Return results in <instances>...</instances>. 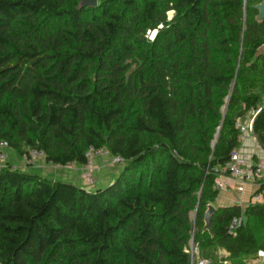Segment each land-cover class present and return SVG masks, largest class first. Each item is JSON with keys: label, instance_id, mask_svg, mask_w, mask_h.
<instances>
[{"label": "trees", "instance_id": "1", "mask_svg": "<svg viewBox=\"0 0 264 264\" xmlns=\"http://www.w3.org/2000/svg\"><path fill=\"white\" fill-rule=\"evenodd\" d=\"M69 1L0 0V141L60 166L104 147L122 166L90 191L6 162L0 264H191L190 240L212 264L257 259L263 203L217 206L211 233L203 217L237 124L264 148L262 0Z\"/></svg>", "mask_w": 264, "mask_h": 264}, {"label": "crops", "instance_id": "2", "mask_svg": "<svg viewBox=\"0 0 264 264\" xmlns=\"http://www.w3.org/2000/svg\"><path fill=\"white\" fill-rule=\"evenodd\" d=\"M260 52H264V44L260 47ZM243 125L247 126L248 123L244 122ZM240 139H241V143H240V146L237 148L239 157L240 159L242 158L241 163H244L243 162L244 160H246L248 163V168L243 167L242 164H241V168L246 172L249 171V169H251L253 166H259L264 170V148L259 145L255 136L252 134L251 129L247 128L246 131H244V133H241ZM109 155L111 154L97 155L94 159H96V163H98L99 161H101L102 157H106ZM6 161L9 164H11L8 161L7 156H6ZM34 163L37 164V166L40 169H44L48 166L54 172L59 171L58 168L62 167L60 165H52L51 163L47 162L45 158H41V157H37L30 163H27L25 161V164L27 166L29 165L33 166ZM97 165L98 164H96L95 166L99 168V166ZM66 166L75 168L76 173L80 172V175L87 178L86 181L95 180V178L90 176L89 171L86 172L85 170L82 169L81 164L70 163V164L64 165L63 167H66ZM92 166H94V163ZM13 167H16V166H13ZM23 171H26V170H23ZM68 177L69 176H67V178ZM74 178L75 176H72V179ZM52 179L58 180L56 178H52ZM216 179H221L223 183L221 186L216 185V187L218 188V194L215 199V202L213 203V206L215 208L217 206H228V205H233V204H238L244 207L248 203H252L251 201L252 195L256 193L257 191H259L261 189V185L263 184V183L258 184L254 181L245 182L241 178L230 179L227 177V175H220ZM111 180L112 178L108 180V182H105V183H109ZM223 253H226V252H223ZM250 262H252L251 264H264V257L262 258L258 257L257 259L251 260Z\"/></svg>", "mask_w": 264, "mask_h": 264}, {"label": "rangeland", "instance_id": "3", "mask_svg": "<svg viewBox=\"0 0 264 264\" xmlns=\"http://www.w3.org/2000/svg\"><path fill=\"white\" fill-rule=\"evenodd\" d=\"M73 0H70L68 3H72ZM168 19H170L173 15H174V11L170 10L168 13ZM156 31L155 30H146L145 32V37L152 40L155 36ZM6 156L8 158V161L11 163L12 166H16L21 170H26V172H31V173H36L39 175H43L47 178H56L58 180L61 181H67V182H71L81 188H85L87 190L93 191L98 187H104L105 185H107L108 180H110L111 178H113L114 176L117 175L118 171L120 170L122 163H117L113 161V156L109 155L106 157H102L101 161H99L98 163H96V159H94L97 155L93 156L91 158V164H88V166L86 165H82V169L85 170L86 172L89 171L90 176H92L93 178H95L94 181H86L87 178H85L84 176L80 175L79 173L75 172V168L73 167H59L57 172H54L53 170H51L48 166L44 169H40L37 164L34 163L33 166H27L25 164V160L24 157L13 151L10 150L9 148H6L5 150ZM242 159V158H241ZM244 160V159H243ZM244 163H241L243 167H247L248 168V163L246 160L243 161ZM94 163V166H92ZM98 164L96 167L95 165ZM78 172V171H77ZM67 176H69L67 178ZM72 176H75L74 179H72ZM192 246V241L190 240L187 246V250L191 251L192 249H194V251H196L195 253V257L196 258H202V256L200 255V252L197 248ZM216 253H223L222 249H220V247H216L215 250ZM224 255V254H223ZM252 262H249L248 264H251ZM227 264H229V261L227 262Z\"/></svg>", "mask_w": 264, "mask_h": 264}, {"label": "built area", "instance_id": "4", "mask_svg": "<svg viewBox=\"0 0 264 264\" xmlns=\"http://www.w3.org/2000/svg\"><path fill=\"white\" fill-rule=\"evenodd\" d=\"M239 127L241 133H244L246 129H251V121H249L248 125H242L237 124ZM8 148V144L6 141H0V168L4 167L6 165V153L5 149ZM101 154H109L108 150L104 147L95 149L94 147H90L86 153V157L88 159L86 166L88 164H91V158L95 155H101ZM37 157L44 158V152L37 149H32L29 151L28 154L24 155V160L27 163L32 162ZM113 161L117 163H121L122 159L119 156H113ZM52 164V163H51ZM54 165V164H52ZM224 169L228 172L227 177L230 179H238L241 178L245 182H256V183H263L261 185V189L254 193L251 197L252 203H263L264 204V170L259 166H253L249 171H244L241 168V159L239 157V153L237 149H234L231 151L229 159L226 161L224 165ZM221 179H216V185L221 186L222 185ZM242 217H234L232 218L229 228L230 232H232L237 226H239L242 223ZM192 246L193 243H192ZM195 247V246H194ZM197 250V248H196ZM191 255V264H212V262L207 258H196L194 249L191 251L187 250ZM257 256L262 258L264 257V250L258 251Z\"/></svg>", "mask_w": 264, "mask_h": 264}, {"label": "water", "instance_id": "5", "mask_svg": "<svg viewBox=\"0 0 264 264\" xmlns=\"http://www.w3.org/2000/svg\"><path fill=\"white\" fill-rule=\"evenodd\" d=\"M98 4V0H80L77 5V9H81L82 7H94ZM253 8L257 11L255 16L257 22H262L264 20V0L253 5ZM216 208L210 204L208 205L205 213H204V227L203 230H207L211 233V220L212 214L215 212ZM247 222V217H242V223L245 224Z\"/></svg>", "mask_w": 264, "mask_h": 264}]
</instances>
